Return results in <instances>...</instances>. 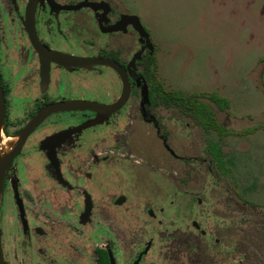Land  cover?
<instances>
[{
	"label": "flooded vegetation",
	"instance_id": "1",
	"mask_svg": "<svg viewBox=\"0 0 264 264\" xmlns=\"http://www.w3.org/2000/svg\"><path fill=\"white\" fill-rule=\"evenodd\" d=\"M134 15L118 0H0L4 136L18 134L47 110L26 134L3 177L0 234L5 264H142L158 240L172 251L204 250L202 264H215L213 256L225 246L221 231L230 234L235 227L218 224L238 220L242 237L240 224L246 220H260L264 226L259 212L244 216V203L234 207L214 202L212 196L208 201L194 198L179 190V178L175 182L165 172L183 170L190 178L182 180L186 184L209 166L206 188L215 187L211 161L199 156L191 143L190 131L197 134L196 126L202 130L205 151L221 170L223 154L217 149L216 158L207 138L212 119L216 121L206 102L212 101L211 94L185 95L165 87L158 77L156 46L137 15L149 41L134 27ZM180 94L192 96V102L181 104ZM180 134L189 142L186 151L175 148ZM154 140L171 161L162 163L148 150L146 144ZM126 155L132 159L127 161ZM139 169L163 179L167 201L157 210L145 209L158 228L138 240L124 263L117 258L116 243L128 235L127 226L116 221L123 218L102 214L127 202V192H118L117 186L123 187L122 176ZM183 203L200 224H191ZM191 231L204 240L186 239ZM242 245L238 242L237 250Z\"/></svg>",
	"mask_w": 264,
	"mask_h": 264
},
{
	"label": "rangeland",
	"instance_id": "2",
	"mask_svg": "<svg viewBox=\"0 0 264 264\" xmlns=\"http://www.w3.org/2000/svg\"><path fill=\"white\" fill-rule=\"evenodd\" d=\"M118 1L139 16L149 30L150 39L156 46L158 77L166 88L185 95L215 93L227 99L223 108L206 100L216 121L226 131L221 135L212 126L211 135L207 137L222 152L224 170L217 166L210 152L205 151L206 143L200 127L196 126L197 134H194V129L190 131L191 143L198 148L199 156L212 163L215 187L211 190L206 188L211 178L206 171L209 166L203 167L197 174L192 169L196 175L186 184L182 180L190 178L181 169L177 174L171 169L166 170L169 178L175 182L179 178V190L194 198L202 196L208 201V197L212 196L214 202L221 200L230 206L244 203L245 217L257 216V212L264 217V0ZM133 42L135 49L137 42ZM200 131L202 137L198 134ZM184 137L180 134V138L176 139V150L186 151L189 148L186 145L189 142ZM146 146L158 161H171L155 140L148 141ZM126 158L127 161L132 159L129 155ZM146 163L151 167V162ZM131 174L135 179H131ZM120 180L123 187L118 184L117 191L127 192V202L105 210L102 215L123 218L116 221L127 226L128 235L116 243L117 258L125 263L131 257V251L139 246L138 240L157 230V224L148 217L145 209L153 206L157 210L165 206L168 187L157 175L148 171L142 174L140 169L126 173ZM186 205L183 203L181 209L191 220L194 211L188 210ZM237 221L226 220L218 224L222 228L235 227L230 234H225V230L221 231L223 234L219 231L225 246L220 247L216 256L211 255L215 257V264H264V226L258 224L260 220H246V223L240 224L244 228L242 237L236 230ZM193 222L200 224L198 219H193L192 225ZM210 223L215 229L216 221L211 220ZM101 229L105 233V227ZM194 236L191 231L186 239L193 241L199 238ZM199 240L204 239L200 237ZM240 241L243 247L237 250ZM157 242L154 251L142 264H202L201 260L207 258L204 250H191L192 254L188 250L172 251L165 242ZM173 242L170 241V244ZM183 248L186 249L187 245Z\"/></svg>",
	"mask_w": 264,
	"mask_h": 264
},
{
	"label": "water",
	"instance_id": "3",
	"mask_svg": "<svg viewBox=\"0 0 264 264\" xmlns=\"http://www.w3.org/2000/svg\"><path fill=\"white\" fill-rule=\"evenodd\" d=\"M132 18L134 20V27L139 31L141 36L145 37L146 40L149 41V34L140 24L139 18L136 15L132 16ZM151 48L152 46L150 44V49ZM46 113H47L46 109L40 111L24 129H22L18 134L13 135V136H17V139L13 143V145L10 147L9 152H7V154L3 156L0 155V205H1L3 177L5 174V171L11 164L12 159L15 156V154L19 151L25 139L26 134L37 124V122L40 119H42L46 115ZM4 115H5L4 97H3L1 78H0V138L2 134L7 135L4 129ZM0 264H5L4 259H3L2 247H1V234H0Z\"/></svg>",
	"mask_w": 264,
	"mask_h": 264
},
{
	"label": "trees",
	"instance_id": "4",
	"mask_svg": "<svg viewBox=\"0 0 264 264\" xmlns=\"http://www.w3.org/2000/svg\"><path fill=\"white\" fill-rule=\"evenodd\" d=\"M263 78H264V71H263ZM211 100L216 104V105H218L220 108H223V106H226L227 105V99H225V98H221V97H218L217 96V94H215V93H212L211 94ZM180 98H181V104H184L185 103V100H187L186 102H189V103H191L192 102V96H185V95H183V94H180ZM196 105H198V106H206L205 105V103L204 102H199V101H196ZM198 111H200V110H198ZM206 109H203L202 110V113H206ZM199 113V112H198ZM212 126L213 127H215V128H217L220 132H223L222 130H221V128H220V126L216 123V121L215 120H213L212 119ZM213 148H214V155H215V157L217 158V157H219L218 155H219V153H218V151H217V147H216V145L215 144H213Z\"/></svg>",
	"mask_w": 264,
	"mask_h": 264
},
{
	"label": "bare ground",
	"instance_id": "5",
	"mask_svg": "<svg viewBox=\"0 0 264 264\" xmlns=\"http://www.w3.org/2000/svg\"><path fill=\"white\" fill-rule=\"evenodd\" d=\"M17 136H2L0 138V155L3 156L9 152L10 147L16 141Z\"/></svg>",
	"mask_w": 264,
	"mask_h": 264
}]
</instances>
